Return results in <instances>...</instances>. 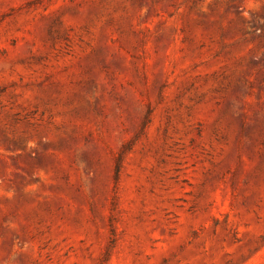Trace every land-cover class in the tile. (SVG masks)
I'll list each match as a JSON object with an SVG mask.
<instances>
[{
  "label": "rangeland",
  "instance_id": "rangeland-1",
  "mask_svg": "<svg viewBox=\"0 0 264 264\" xmlns=\"http://www.w3.org/2000/svg\"><path fill=\"white\" fill-rule=\"evenodd\" d=\"M0 264H264V0H0Z\"/></svg>",
  "mask_w": 264,
  "mask_h": 264
}]
</instances>
